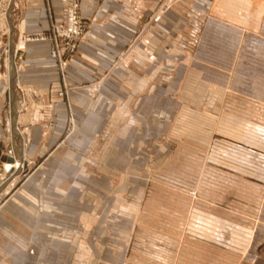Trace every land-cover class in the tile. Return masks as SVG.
<instances>
[{
	"label": "crops",
	"instance_id": "obj_1",
	"mask_svg": "<svg viewBox=\"0 0 264 264\" xmlns=\"http://www.w3.org/2000/svg\"><path fill=\"white\" fill-rule=\"evenodd\" d=\"M70 1L11 0L9 34L0 33V143L10 131L8 98L9 87L13 85L17 90L15 118L24 141L22 150L36 153L50 148L53 149L50 156L57 151L69 156L94 132L104 106L128 103L142 90L152 91L159 86L164 89L170 79L167 65L171 59L180 64L191 55H200L202 47L196 48V42L200 33L202 35L201 24L204 23V31L225 41L226 50L245 55L260 50L264 56V0H141L138 13L132 11V0H80L79 13L86 24L85 34L75 52L67 58L68 66L60 77L48 56V43H24L22 36L46 31L49 19L64 21V9ZM137 35L139 42L126 52L128 58H125L122 55ZM146 40L149 45L144 52L142 43ZM10 42L16 68L12 83L9 82ZM140 54L144 58L147 54L150 63L138 66L127 62ZM178 67L182 75L170 102L177 108L183 104L205 106L212 116H220V120L226 122L229 127L222 134L226 138L213 147L206 166L210 172L224 176L229 184L234 181L240 184V193L247 197L246 202H242L241 207L232 205L230 209L219 210L202 200L206 197L202 190L185 186L182 189L185 195L178 198L182 202L178 209L160 208L147 202L145 192L150 189L147 179L138 198L143 202L141 210L129 206L136 215V222L126 229V244L119 241L106 246L103 239L88 246L87 233H106V230L99 229V225L74 223L91 207L88 201L77 200L76 195L90 200L104 198L120 188L112 186L115 180L111 175L93 176L84 171L79 180L74 179L66 172L74 164L56 156L46 167L65 170V175L60 172L57 174L61 176L51 173L41 177L39 184L34 182L36 187L29 189V194L23 191L24 194L17 192L15 196L16 192H7L10 196L0 208V264H200L187 259V254L208 256L215 262L211 264L219 261L221 264H253L256 259L258 264H264V224L259 222L264 217V209H256L257 200L250 196L253 192L259 197L264 188V125L251 120L248 110L247 114L245 111L233 114V102L245 107L251 106V102L226 94V84L217 75L221 70H213L212 80H203L199 72ZM97 83L99 90L93 96L89 88ZM63 88L67 89L66 99L61 95ZM223 103L231 112L222 113L220 105ZM90 105L95 108L89 110ZM70 113L77 123L75 132L64 137V123ZM6 117L7 129L2 125ZM3 155L1 150V157ZM116 157L111 167L126 168L125 159ZM160 162H164L162 167H167V158ZM6 164L2 167L9 172L12 165ZM102 190H107V194ZM129 191L131 197L134 196V189ZM10 216L17 217L19 224L11 222ZM256 217L257 225L253 220ZM253 230L257 239L249 245ZM31 247L37 249L33 255L27 252ZM242 256H245L244 261L239 263Z\"/></svg>",
	"mask_w": 264,
	"mask_h": 264
},
{
	"label": "rangeland",
	"instance_id": "obj_2",
	"mask_svg": "<svg viewBox=\"0 0 264 264\" xmlns=\"http://www.w3.org/2000/svg\"><path fill=\"white\" fill-rule=\"evenodd\" d=\"M227 11L230 13L229 10ZM223 12L220 13L223 14ZM226 12L225 14H228ZM203 24L199 27L202 35L200 33V38L198 37L196 42V48H198V45L202 47L200 55L196 57L191 55L189 58L184 59L183 63H180L182 65L176 59H171L167 65L170 79L164 89L159 86L152 91L142 90L134 95L128 103L122 102L118 106H112V104L104 106L101 109L103 114L94 132L82 140L78 151L69 156L64 153H58V151L50 156V152L53 150H50V148H47L46 152L38 150L36 153L22 150L25 149L22 147L24 141L20 137L19 130L16 133L14 132L16 134L14 137H12L10 132L14 130L11 125V119L16 120L15 112H17L14 105V97H17V90L13 85L11 87L12 94L9 91L11 107L13 103V112L10 111L11 117L9 116L11 129L6 132L3 142L0 143V150L4 152V155L0 158V163H8L6 162V155L10 153V157L18 164H21L20 155L22 154L25 166L23 165V169L18 170L12 177V170L7 172L2 167L3 164H0V208L10 194L16 192V196L17 192L23 193V191L29 194V189L35 186L34 182L38 183L41 177L50 176L51 173L54 176H61L57 173L62 172L65 175L67 172L77 180L81 178V173L84 171L93 176H98V174L99 176L111 175L115 180V184L112 186L115 185V189L120 188L118 192L114 195H108L106 193L107 190H102L103 193L107 194L104 195V198L91 200L90 198L76 195L78 197L77 200L88 201L91 207L90 210L85 209L82 212L80 220L74 222L79 225H99V229L106 230V233H87V237H85L90 240L88 246L97 244V241L101 242L103 239H105L103 241H106L105 244L108 246L119 243V241L124 243V238L127 234L126 229L130 227V224L136 222V215L132 213L133 211H130L129 206L131 204L132 209L136 207L137 210H141L143 202L141 199L138 200V198H140V193L144 189L147 179L150 180V189L145 193L148 198L147 202L153 204V206L169 210L178 209L179 204L182 203L178 198L185 195L182 189L185 186H195L199 191L202 190L203 194L205 193L203 196L206 197L202 200L213 204L219 210L230 209L232 205L241 207L240 204L247 200V197H243L242 193H240L242 186L235 184V181L233 184H229V182L224 180V176L210 172L206 166L213 147L220 144L219 141L225 140L226 137L222 134L225 133V128L229 126L226 122L220 120V116H212V113L205 106L183 104L177 108V105L170 102V98L173 96L174 87L177 86L180 75H182L178 66L186 67L187 71L192 69L199 72L203 80H212L214 69L223 70L217 75L226 84V94L251 102V106L248 107H245L240 102H233L231 105L234 110L233 114H239V112L242 113L244 111L246 113L248 110V116L251 120L264 125V56L261 55L260 50L251 52L250 55L232 53V51L226 50L225 41H222V38L217 39L212 32L204 31ZM138 42V40L134 41L133 39L122 56L128 58L126 52L132 46L137 45ZM142 44L144 45L143 51H147L146 47L149 45V41L146 40ZM140 55L138 57H130L127 62L135 63L138 66L150 63L151 58L147 54L145 58ZM3 60H5V57ZM193 62L197 63L198 66H195ZM121 65L124 66V63ZM225 67L228 69H225ZM13 77L14 75L10 71L12 80H14ZM12 80L10 83H12ZM99 86L98 83L91 86L89 93L93 96L97 95ZM61 95L66 99L67 89L63 88ZM94 106L90 105L89 110H93ZM227 107L228 105H225V103L220 105L222 113L231 112ZM174 111H176V114H174ZM201 113L204 116H201ZM180 114H182V117H180ZM78 122L81 123L82 119ZM2 123L7 129V117L2 119ZM76 124L70 113L68 120L64 123V137L70 136L75 132ZM176 145L177 147L174 148ZM20 151L22 152L21 154ZM56 156H59L58 159L60 160H67L69 163L74 164L73 168H68L64 172L65 170L62 171V169L46 167L48 162L52 158L55 159ZM115 156L120 157L122 160L125 159L126 168L114 169L111 167ZM166 158L167 164L165 165L167 167H162L164 162L160 161ZM155 161L157 165L153 164ZM130 162L131 165L133 164L132 166L128 164ZM129 178H132L133 183ZM5 181H7L5 185H1ZM130 182L132 183L131 185ZM26 185L27 187H25ZM79 188V193L81 192L80 194L82 195L81 187L79 186ZM130 189H134V196L132 197ZM7 192H10V194ZM190 194L193 195L195 193L191 192ZM250 196H254L257 200L255 208L263 210L264 188L261 190L259 197L253 195V192ZM144 198L145 196H143ZM27 208H30V206H27ZM93 208L95 209L93 210ZM16 209L17 207L15 206L13 210L16 211ZM1 211L2 209H0V218ZM9 219L14 224H19L17 217L10 216ZM260 219L261 221L259 222L264 224V217ZM253 220L254 224L257 225L258 218H253ZM2 225L6 224L2 223ZM117 231L122 232L120 234ZM253 232L249 245L257 239L256 231L253 230ZM36 251L37 249L31 247L27 252L29 255H33ZM187 255H189L186 257L187 259L192 258L200 264H211L214 262L208 256ZM244 258L245 256H242L239 259V263L244 261ZM218 264H221L220 261ZM253 264H258L257 259Z\"/></svg>",
	"mask_w": 264,
	"mask_h": 264
},
{
	"label": "built area",
	"instance_id": "obj_3",
	"mask_svg": "<svg viewBox=\"0 0 264 264\" xmlns=\"http://www.w3.org/2000/svg\"><path fill=\"white\" fill-rule=\"evenodd\" d=\"M80 0H71L64 9V21H48V28L35 36H22L24 43L47 42L49 45L48 56L55 63V66L63 76L64 69L68 66L67 58L77 49L79 40L83 37L86 24L79 13ZM11 0H0V33L9 34L8 15ZM131 8L134 13L141 9V0H132ZM138 39V35L134 41Z\"/></svg>",
	"mask_w": 264,
	"mask_h": 264
},
{
	"label": "bare ground",
	"instance_id": "obj_4",
	"mask_svg": "<svg viewBox=\"0 0 264 264\" xmlns=\"http://www.w3.org/2000/svg\"><path fill=\"white\" fill-rule=\"evenodd\" d=\"M12 36H13V33L10 31V40L12 39ZM8 57H9V60L11 61L10 62V67H11V71H12V73H13V75H14V77H15V75H16V68H15V64H14V59H13V44H12V42H10V46H9V50H8ZM12 79L11 78H9V82L11 81ZM11 87V86H10ZM9 87V91H11V94H12V88H10ZM10 94V93H9ZM13 96V95H12ZM13 98V97H12ZM15 98V97H14ZM9 104H11L10 103V96H9ZM13 103H12V107H11V112H13ZM10 117H11V115H10ZM12 120V122H11V125H12V128L14 129V130H12L11 131V135H12V137H14V135H16L15 133H16V131H18V128H17V124H16V120L14 119H11ZM17 128V129H16ZM15 132V133H14ZM19 132V131H18ZM6 155V154H5ZM21 158V164H18L17 162H13L12 164H10V163H7L6 165H9V166H11V169H9L8 171L10 172V170H12V172H11V176L13 177L14 176V174H16L17 173V171L18 170H20V169H23V159H22V157H20ZM14 164V165H13ZM4 168V167H3ZM6 170V169H5ZM10 176V177H11ZM16 176V175H15ZM8 179V178H7ZM9 180V179H8ZM7 182V181H6Z\"/></svg>",
	"mask_w": 264,
	"mask_h": 264
},
{
	"label": "water",
	"instance_id": "obj_5",
	"mask_svg": "<svg viewBox=\"0 0 264 264\" xmlns=\"http://www.w3.org/2000/svg\"><path fill=\"white\" fill-rule=\"evenodd\" d=\"M11 5V4H10ZM11 129V128H10ZM0 157H1V150H0ZM22 161V160H21ZM7 162L12 164L14 162V159L12 157L7 158ZM23 165L25 166V163H23Z\"/></svg>",
	"mask_w": 264,
	"mask_h": 264
}]
</instances>
